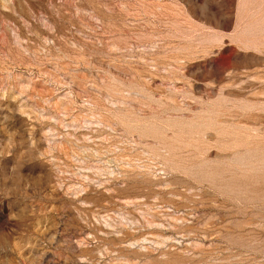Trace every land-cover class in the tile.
<instances>
[{
    "label": "rangeland",
    "instance_id": "1",
    "mask_svg": "<svg viewBox=\"0 0 264 264\" xmlns=\"http://www.w3.org/2000/svg\"><path fill=\"white\" fill-rule=\"evenodd\" d=\"M0 264H264V0H0Z\"/></svg>",
    "mask_w": 264,
    "mask_h": 264
}]
</instances>
